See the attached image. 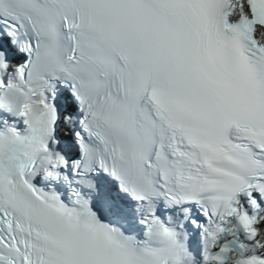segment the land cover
Here are the masks:
<instances>
[{
	"label": "snow or ice",
	"instance_id": "snow-or-ice-1",
	"mask_svg": "<svg viewBox=\"0 0 264 264\" xmlns=\"http://www.w3.org/2000/svg\"><path fill=\"white\" fill-rule=\"evenodd\" d=\"M0 264H264V0H0Z\"/></svg>",
	"mask_w": 264,
	"mask_h": 264
}]
</instances>
